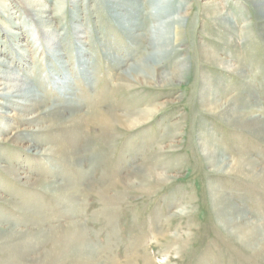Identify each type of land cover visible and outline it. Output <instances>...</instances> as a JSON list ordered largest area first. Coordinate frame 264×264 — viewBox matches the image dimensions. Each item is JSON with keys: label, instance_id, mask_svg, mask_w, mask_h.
<instances>
[{"label": "rangeland", "instance_id": "1", "mask_svg": "<svg viewBox=\"0 0 264 264\" xmlns=\"http://www.w3.org/2000/svg\"><path fill=\"white\" fill-rule=\"evenodd\" d=\"M263 3L0 0V56L9 62L0 100L12 68L46 105L37 110L47 109L27 119L37 110L18 97L1 109L0 264H264ZM214 6L230 13L233 31ZM181 7L189 15L178 42L166 23ZM164 38L169 57L159 53ZM159 59L167 68L184 59L186 77L125 90L122 72ZM132 108L155 110L134 127L105 129V115L125 118ZM95 109L103 116H86ZM74 114L89 120L79 153L40 155L72 145L62 120ZM206 146L234 167L215 170ZM145 166L157 173L140 177Z\"/></svg>", "mask_w": 264, "mask_h": 264}, {"label": "bare ground", "instance_id": "2", "mask_svg": "<svg viewBox=\"0 0 264 264\" xmlns=\"http://www.w3.org/2000/svg\"><path fill=\"white\" fill-rule=\"evenodd\" d=\"M261 6H264V3L261 4ZM222 8H225V7H222ZM219 9H220L219 7H217V6L215 7L214 6V8L212 9L213 12L211 13L213 15V17L214 18L220 17V18L224 19V22L220 23V24L223 25L222 28L224 30L229 31V30L234 29V25L235 24L233 23V20L230 17V13L228 11H224V10L222 11V10H219ZM175 13H177V12H175ZM160 14H161V12H160ZM188 15H189L188 7H181V9L178 10V13L176 14V16L170 18L169 21L167 20L166 24H169V25L173 24L175 26V31H174L175 35L173 34L175 36V38H174L175 41L179 42L181 40L180 39L181 38L180 35L183 32L184 22H185V19H186V17ZM43 22L47 23L46 20H44ZM166 24H164V25L166 26ZM247 26H248V23L244 24L243 29L241 30L242 33H243L242 35L244 36L242 39L247 37L246 35H244V34H247L244 31V30L247 29ZM158 29H159V34L160 35H162V36H167L168 35L167 31L165 29H163L162 26L159 27ZM49 37H50L49 41H51L52 40L51 35ZM150 37H151V35H150ZM139 38H141V37H139ZM178 42L177 43L175 42L176 45H178ZM234 43H236L234 38L229 40V45L231 47H233V48L235 47ZM51 44H52V41H51ZM159 47H160L159 48V53H161V56H168V57L171 56L170 52H172V51L169 48H172V47H171V43H170L169 38H166V39L164 38L163 43H161V41H159ZM157 49H158V47H157ZM175 51H176V49H175ZM159 53L157 51V55ZM202 53H203V51H202ZM172 54H175V53L173 52ZM207 54H208V52H207ZM172 56H174V55H172ZM209 56H210V59H213V60L220 59L221 60V64L224 65L223 67L225 68V70L228 69V71H231V72H234V71L235 72H238V71L244 72V70H243V68L241 66H235V64L230 63L229 61H231V60L223 59V61H222L223 57L220 58L219 56H217V54H210ZM204 58H206L205 55H204ZM159 60H158L159 62H155V63L152 62L151 64H146V63L143 64V66H141L143 69L138 71V73L135 72V71H134V73H133V71H131L130 74L125 72V71L122 72L119 75V79L121 80L122 84L125 86L124 87L125 90L126 89L129 90L132 87H134V84L136 82L137 83L141 82L143 84H146V86L147 85L151 86V85H155V84H159V83H161L163 85H168V84H173V83H175L177 81H181L182 78L186 77V76H184V72H185V69L187 68V66H186V63L184 62V59H178V60H175L174 62L172 61L173 63H172L170 68H167V66H165V63H162L161 59H159ZM4 63L5 64H9L8 61H6L3 57L0 56V66L2 64H4ZM2 71H3V69H2ZM22 76H23V74L20 71L15 72L12 68L8 71V74L6 75V77L12 79V81H11V83L10 82L9 83L8 82L4 83L5 87L2 88V89H6L7 88V89H10V90H8L6 93H2L3 98H2V100H0V113H4L1 109H5L6 107H11V104H12L13 101L19 102L18 98L21 99V102L24 105H28L26 108H30V109L36 108V110H37V109L44 108V106H46L42 100H40L38 98H34L35 95L31 92L30 88L27 85H25L24 83H20L22 81V79H23ZM0 84H1V82H0ZM121 90H123V89H121ZM14 108L17 110V114L19 116H23L24 115L27 119H34V120L42 119L44 117L45 111L47 110V109H44L43 111L37 110V111H35L34 113H31V114H25L24 113L23 115H21L20 110L17 109V108H20V107L18 106V107H14ZM96 109L92 110L90 112H87L88 114L86 116H88V117H89V115H90V117L93 116L94 119H96L95 117H97V116H103V114H101V112H99ZM153 110H155V108L144 109V110L143 109H138V108H135V109L132 108V110H130L129 112L126 113V117L125 118H122L121 115H119V114H114V113L113 114H108V115H105V116H110V118H107L106 120H104V125L103 126L105 127L106 130H110L113 126H115L116 123H119L120 125H122L124 127L128 126V128L129 127H134L137 124H140L141 122H143L145 120L146 116H148ZM88 121H87V118L85 116L80 115V114H77V115L74 114V115H71L70 117H68L67 119H63L62 120V124H64V125L65 124H70L72 126V127H70V131H68L66 133V141H68L72 145L69 146V148L63 147L62 149H59V148L45 149L43 151H39L38 153L40 155L56 154V153L65 155V154H67V152H73V153L77 152V153H79L78 152V150H79L78 133H79V130H83L88 125L87 124ZM58 123H56V125ZM54 125H55V123L54 124H50L48 126L52 127ZM58 125H60V124H58ZM30 130L39 132L41 130H44V127H40L39 126V127L32 128ZM19 136H22V135L16 133L14 135V139L19 138ZM205 145L206 144L204 143V146ZM204 148H205L204 152H205V154L207 156L208 162L210 161V162L213 163L215 170L222 171V170H224V167H229L230 168V167L233 166V164H230V163H228L226 161V159L224 158L225 156L223 157V156L219 155L216 150L210 149L211 147L208 148L207 146L204 147ZM29 149H31V148L29 147ZM217 150H218V148H217ZM242 161L244 162V160H242ZM245 164H247V163H245ZM235 167L239 168L240 170L243 169V168L244 169L246 168L244 163L243 164L242 163L241 164H237L236 163ZM142 170H139V173L141 172V174L139 175L140 177L141 176L146 177L151 172H156V169L152 168L151 166H145ZM128 178H130V177H128ZM219 201H220V207L219 208H221L222 203H223V205L225 204V200H221L220 199ZM230 208H232V207H230ZM220 210L222 212L221 213L222 216L223 215L227 216L229 211H227V209L224 208V206H222V208ZM230 220L232 221V219H230ZM74 227H78L81 230L82 227H83V224L78 221L77 223H75ZM249 227H251V226H249ZM252 231L254 232V230H252ZM249 237H251L250 234L248 235V237H244L245 241L248 242V243H249V240H251V239H249Z\"/></svg>", "mask_w": 264, "mask_h": 264}]
</instances>
